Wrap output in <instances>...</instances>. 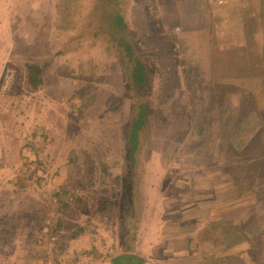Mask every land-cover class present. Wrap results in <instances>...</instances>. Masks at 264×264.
Returning <instances> with one entry per match:
<instances>
[{"label":"rangeland","instance_id":"obj_1","mask_svg":"<svg viewBox=\"0 0 264 264\" xmlns=\"http://www.w3.org/2000/svg\"><path fill=\"white\" fill-rule=\"evenodd\" d=\"M25 1L0 29V264H227L248 237L264 264V2L173 28L128 16L125 0L46 21ZM101 2L125 17L147 85L132 88L107 50ZM244 247L238 264H255Z\"/></svg>","mask_w":264,"mask_h":264},{"label":"trees","instance_id":"obj_2","mask_svg":"<svg viewBox=\"0 0 264 264\" xmlns=\"http://www.w3.org/2000/svg\"><path fill=\"white\" fill-rule=\"evenodd\" d=\"M102 3L103 2H101V4ZM101 7H103L102 9H104L103 16L102 10L96 13V16H98L99 14L97 18L99 20H103L100 22L101 26L98 27L100 29L99 32H104L107 36H109L107 38L109 39L107 50H113L115 55L118 57L120 68L122 70L124 78L128 82H130L132 88L138 89L145 84L147 85V63L143 58L144 56L140 52H138V47L136 46V38H134L135 36L132 34V31L130 30L128 24H126L125 17L123 16V14H119L112 8L104 7L103 4L101 5ZM95 34L98 35L99 33L95 32ZM148 112V106L144 103H140L137 107V114L134 117L135 121L130 124L128 130L127 145L129 148V159L131 161V164H134L135 162L134 156L138 152V146H140L138 144L141 143L139 142V139H141V134L144 135L147 129L146 127ZM131 183H134V181H132ZM135 210L136 209L132 207L131 212L128 213L125 218H123L124 221L122 229L123 232L126 233V235L123 236V239L120 242V247L125 251L132 248V245L137 238V232L133 234V232L131 231L133 229L131 218H133L134 213H136ZM135 228H137V226ZM208 234L203 235L201 237L203 238L202 240L208 238ZM244 238H246V236H244ZM257 243L260 244L258 245ZM257 243H254V241L250 237H248L247 243H244L239 247V249H232V247L227 249L226 253L223 255L225 256V260H228L229 262L227 264H238V261H240V258H242L240 256L242 253L240 254L239 252L244 246L245 250L247 251L245 252V255H249V257L253 259V262H256L257 254L255 256L254 253L259 252L262 241H257ZM254 257L256 258V261ZM113 262L115 264H126L123 255L114 257ZM255 264H258V262H256Z\"/></svg>","mask_w":264,"mask_h":264},{"label":"crops","instance_id":"obj_3","mask_svg":"<svg viewBox=\"0 0 264 264\" xmlns=\"http://www.w3.org/2000/svg\"><path fill=\"white\" fill-rule=\"evenodd\" d=\"M97 1L28 0L27 2L29 10L30 6L35 7L39 5L40 7V4H43V10L41 12H44V14H41L40 18L36 19H43L46 21V18H51L52 13L56 12L58 14V11H60V9H62L66 5L68 6V4L73 8L76 4L75 9L78 10V8L81 9L83 5L85 7L87 2H91L90 5L92 4V7L90 11L92 13L94 9L96 10L98 4ZM22 2L23 0H0V29L13 28L15 26V22L18 20V17H21L20 15L22 12ZM25 2L26 1L24 0V3ZM263 2L264 0H125L126 5L124 6V10L128 14V16L131 15L132 17L137 18H141V14L144 13L146 15L144 16L143 20H147L149 22L153 21V12H157L158 14L160 13L156 16H160V18L163 20L161 24H164H162L161 26H172L174 28V25H183L184 27L183 23H189L193 18H199V20L200 18H204L206 19L207 24L211 19L213 13H216V17L220 19L221 16L219 15V13L222 14L225 10L229 12L231 9L230 6L233 4L236 5L237 13L240 11L248 13H253L255 11L260 12L262 11L261 8ZM42 8H40L39 10H41ZM131 20L134 22V24H136L135 20ZM169 22L173 23L170 24ZM180 22L182 24H179Z\"/></svg>","mask_w":264,"mask_h":264},{"label":"built area","instance_id":"obj_4","mask_svg":"<svg viewBox=\"0 0 264 264\" xmlns=\"http://www.w3.org/2000/svg\"><path fill=\"white\" fill-rule=\"evenodd\" d=\"M66 258H67V259H69V257H68V256H67ZM70 258H71V257H70Z\"/></svg>","mask_w":264,"mask_h":264}]
</instances>
